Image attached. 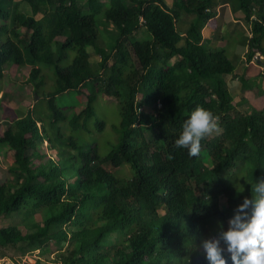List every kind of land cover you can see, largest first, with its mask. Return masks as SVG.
I'll list each match as a JSON object with an SVG mask.
<instances>
[{"label":"trees","instance_id":"1","mask_svg":"<svg viewBox=\"0 0 264 264\" xmlns=\"http://www.w3.org/2000/svg\"><path fill=\"white\" fill-rule=\"evenodd\" d=\"M78 1L0 0V93L4 78L28 66L34 93L46 97L43 113L5 115V128L0 122V159L9 160L0 217L16 214L36 229H0V258L14 249L21 259L28 253L23 264H42L35 252L70 243L53 264H208L202 241L217 235L218 224L226 231L233 210L251 198L254 180H264V89L260 110L232 115L246 101L227 82L233 75L244 90L264 80V71L249 63L255 56L264 62V0H236L249 32L241 74L224 50L202 40L201 28L215 25L212 0H173L171 7L164 0H85L86 10ZM181 12L196 16L183 37ZM98 17L118 30L107 48L95 28ZM139 30L150 37L136 39ZM70 51L75 55L63 66ZM41 65L56 78L48 92L41 90L49 78ZM67 92L86 103L69 117L56 101ZM4 93L0 110L8 108ZM100 96L114 98L119 111L106 154L71 134L97 137L106 129L101 119L90 124ZM196 106L219 117L220 133L190 158L175 140ZM153 129L159 134L148 141ZM126 165L130 176L119 172ZM214 178L217 191L204 194L203 184ZM225 259L231 264L227 253Z\"/></svg>","mask_w":264,"mask_h":264},{"label":"rangeland","instance_id":"2","mask_svg":"<svg viewBox=\"0 0 264 264\" xmlns=\"http://www.w3.org/2000/svg\"><path fill=\"white\" fill-rule=\"evenodd\" d=\"M167 1L168 0H165L166 3ZM84 2L85 0L78 1L81 10H86V5ZM172 2L173 1L170 0L169 7L172 6ZM231 3L237 7L238 3L236 0H231ZM181 20L186 24L188 23L190 24L196 21V16L194 14H186L184 12H181ZM95 28L98 34V38L104 42L106 48L108 45H110V42H114V40L118 35V30L114 26L106 22L104 18L101 17H98L97 20L95 21ZM222 33L225 38L224 40L228 41L229 43L223 46H217L212 48L224 50L225 55L234 63L236 67L240 62V59L236 54V50L239 47L238 45L240 40H242L243 35L245 36L244 37V42H245L246 33L243 31H238L236 32V34L232 36L228 35L226 31H222ZM142 37H144L143 39H147L150 36L147 33H144L143 35L139 30L136 33L135 38L141 39ZM89 53H90V57H89L90 63L93 65V67H97L98 62L100 60L99 56L96 55L92 49L90 50ZM67 54L69 57L62 62L63 66L68 65L75 55L74 52L72 51L67 52ZM133 61L134 63H136L135 58H133ZM41 67L45 70V72H47L49 76L46 84L42 86L41 90L43 92L51 91L53 82L56 80V78L53 75V73H51L48 70V67H44L42 65ZM28 72H29V67L25 66L15 74L14 78L3 79L5 84L3 91L0 93V96L5 92L4 93L5 96L3 99L8 104V108L5 107V105H2L0 110V122L4 128L6 127L7 124V119L5 115H22L23 113L32 112V114L36 116L38 113H43L44 109H46V97L45 96L37 97V94L34 93L35 89L27 79ZM244 75L248 79L252 76V72L246 70L244 72ZM231 77L234 78L233 75ZM251 81L256 82L257 80L252 79ZM0 85L2 86L1 83ZM260 88L264 89V80L261 83H255L254 86H252V88L242 90V87L240 86V89L236 91H231L234 92L233 93L234 96L242 94L246 101V104L244 103L242 107H237L234 111L231 112V114L233 115L235 112L241 113L242 111L253 112L255 110H260L262 108V101L258 96ZM56 101L58 106L66 113L68 117L71 116L72 114H78L85 108L86 105L85 101L80 96H77L76 92H69V93L67 92L58 95L56 97ZM9 108L11 109V111L9 110ZM141 110L147 111L148 108L142 107ZM97 119L103 120L107 125L106 129L102 133H100L99 136L95 137L91 134L78 132V131H74L71 134L76 140L88 141L91 145L96 144L99 147L101 154H106L110 148L108 141H111L110 139L113 138V135L115 133L113 126L114 125L117 126L119 123L118 103L114 98H103L100 96L99 101L95 103V116L91 118L90 124L93 125ZM62 129H66L65 123L62 124ZM69 133L70 132H68L67 134ZM219 133H220V129L218 132L213 133L212 136L218 135ZM158 134H159L158 129H153L147 132L145 136L146 139L150 141L156 139ZM7 159L9 158L7 157ZM8 161L9 160L4 161L0 159V179H2L5 175V167ZM202 165H204V163L202 161L199 162L197 170L201 171L203 168ZM105 168L112 172H118V170L114 169L111 166V164H105ZM236 170L237 169H234L233 172ZM119 172L130 176V168L127 165L123 169L119 170ZM202 187H203L202 191L204 194H208L209 192H216L218 189L217 179L215 178L213 180L208 179L205 182V184H203ZM45 215H46L45 210L42 209L41 211H39V213H37L36 215L37 222H42V219L45 217ZM11 226H17L23 232H25L26 229L27 232H33L36 230L34 225H30L29 227L27 226L28 228L25 227L19 215L11 214L0 217V229ZM69 245L70 243L67 244L65 243L62 244L61 246H57L56 248H54V246L52 245V247L55 249L54 252L49 251V253L43 255L39 252H35V255H37L40 258L42 264H53L57 253L61 249L68 248ZM5 251L6 254H3V256L5 255L4 257H8L11 260H19L23 256L20 254L18 250L6 249ZM27 254L28 253H26L25 255Z\"/></svg>","mask_w":264,"mask_h":264},{"label":"clouds","instance_id":"3","mask_svg":"<svg viewBox=\"0 0 264 264\" xmlns=\"http://www.w3.org/2000/svg\"><path fill=\"white\" fill-rule=\"evenodd\" d=\"M218 131L219 117L196 106L183 123L175 147L187 150L190 158L198 157L202 141ZM227 224L226 231L218 224L217 235L203 240L200 245L208 264H228L225 253L231 264H264V180H254L251 198L243 199Z\"/></svg>","mask_w":264,"mask_h":264},{"label":"crops","instance_id":"4","mask_svg":"<svg viewBox=\"0 0 264 264\" xmlns=\"http://www.w3.org/2000/svg\"><path fill=\"white\" fill-rule=\"evenodd\" d=\"M173 1V0H172ZM213 1V21L215 25L210 27L208 25H204L201 28V35L202 40L209 46V47H217L223 46L228 44L229 42L224 40V36L222 31H226L228 35H234L238 31H243L246 33V38L249 35L248 33V25L244 22L242 18V12L231 3V0H212ZM165 2V0H164ZM170 0L165 2V4L169 7ZM173 3V2H172ZM186 23L182 20L177 22V29L180 32V35L183 37L185 36L186 31ZM244 35L242 40L239 42V47L236 50V54L238 55L240 62L235 67L236 74H241L244 69L246 68V64H244L243 60L245 58L246 52V43L247 39L244 42ZM233 80V81H232ZM228 86L230 91H236L240 88L239 83L233 79L231 76L227 79Z\"/></svg>","mask_w":264,"mask_h":264},{"label":"built area","instance_id":"5","mask_svg":"<svg viewBox=\"0 0 264 264\" xmlns=\"http://www.w3.org/2000/svg\"><path fill=\"white\" fill-rule=\"evenodd\" d=\"M261 57L255 56L252 60H250V64H253L257 67H259L262 71H264V62L261 63ZM25 258L21 259L19 263H15L13 260H11L8 257L0 258V264H23Z\"/></svg>","mask_w":264,"mask_h":264}]
</instances>
